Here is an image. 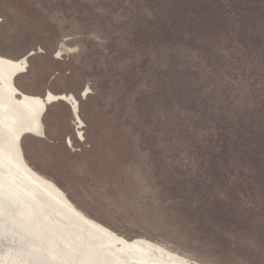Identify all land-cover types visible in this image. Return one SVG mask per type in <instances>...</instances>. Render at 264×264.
<instances>
[{
  "label": "rangeland",
  "instance_id": "rangeland-1",
  "mask_svg": "<svg viewBox=\"0 0 264 264\" xmlns=\"http://www.w3.org/2000/svg\"><path fill=\"white\" fill-rule=\"evenodd\" d=\"M30 50L15 84L85 122L52 103L33 167L126 237L264 264V0H0V53Z\"/></svg>",
  "mask_w": 264,
  "mask_h": 264
},
{
  "label": "bare ground",
  "instance_id": "bare-ground-1",
  "mask_svg": "<svg viewBox=\"0 0 264 264\" xmlns=\"http://www.w3.org/2000/svg\"><path fill=\"white\" fill-rule=\"evenodd\" d=\"M62 53L60 46L56 56ZM25 54L13 58L0 53V93L3 92L0 97L4 95L6 99L0 101V127L18 129V139L10 141L9 147L25 173L19 174L15 170L8 155H0V164L4 168L0 172V198L15 210H4L0 206V264H117L120 259L116 253H124L126 249L135 253V256L127 253L126 259L131 264H210L146 236L126 237L117 232L86 213L52 178L28 162L19 135L25 132L26 136L44 137L43 117L47 108L41 95L20 89L13 80L16 71H20L19 75L25 72ZM88 86L82 89V97L89 92ZM46 99L50 105L61 101L69 106L76 134L84 140L82 128L85 122L79 112L77 97L72 93L48 90ZM68 143L71 144L70 139ZM33 191L62 208L69 216L70 224L59 225L49 214L36 218L37 211L31 204Z\"/></svg>",
  "mask_w": 264,
  "mask_h": 264
},
{
  "label": "water",
  "instance_id": "water-1",
  "mask_svg": "<svg viewBox=\"0 0 264 264\" xmlns=\"http://www.w3.org/2000/svg\"><path fill=\"white\" fill-rule=\"evenodd\" d=\"M34 54L33 52H28L26 53L23 58L26 60L27 65H28V58ZM26 71V69H24ZM20 71H16L13 75V80H15V78L19 75ZM47 89H45L40 95L42 96V98L45 100V108L48 109V107L50 106V101H48L47 98ZM0 94H3L0 93ZM1 100H6L4 95L3 97H0V101ZM33 122V121H32ZM11 124H13L15 127V123L13 120L10 121ZM18 129H16V127L14 129H12V127H9V129H5V128H1L0 127V155H2V153L8 155L10 157V159L13 161L15 166V170L19 172V174H23L24 173V169L23 167L18 163V160H16V156L15 154L12 152V150L9 147V143L11 142H16V140L18 139L16 137V132ZM26 136L25 132L20 133L19 135V139H22ZM43 138H46V136H44ZM3 166L0 164V172L3 171ZM58 184V183H57ZM32 197L34 198V200H32L31 204L33 205V207H35L36 209V218H40V215H44V214H49L50 216H52L53 218L57 219V224H61L62 226H68L70 218L69 216L66 214V212L54 205L52 202L49 201V199H47L46 197H44L42 194L37 193L36 191L32 192ZM0 206L4 209V210H9L12 212H15V210H13L12 207H10V205L3 199L0 198ZM128 254L135 256V253H130L128 249H126V251L124 253H116L117 257H119L120 261L117 262V264H131L127 261L126 258H128ZM115 264V263H112Z\"/></svg>",
  "mask_w": 264,
  "mask_h": 264
}]
</instances>
